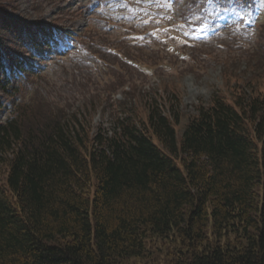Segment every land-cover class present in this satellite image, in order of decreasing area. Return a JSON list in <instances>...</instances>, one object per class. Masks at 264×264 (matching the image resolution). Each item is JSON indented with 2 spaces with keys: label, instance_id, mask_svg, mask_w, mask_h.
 Instances as JSON below:
<instances>
[{
  "label": "trees",
  "instance_id": "1",
  "mask_svg": "<svg viewBox=\"0 0 264 264\" xmlns=\"http://www.w3.org/2000/svg\"><path fill=\"white\" fill-rule=\"evenodd\" d=\"M15 4L0 5V264H131L166 244L164 264H264V64L180 132L158 100L94 130L33 91L34 53L66 32Z\"/></svg>",
  "mask_w": 264,
  "mask_h": 264
},
{
  "label": "rangeland",
  "instance_id": "2",
  "mask_svg": "<svg viewBox=\"0 0 264 264\" xmlns=\"http://www.w3.org/2000/svg\"><path fill=\"white\" fill-rule=\"evenodd\" d=\"M11 1L13 19L52 22L79 34L78 42L52 38L51 46L36 50L35 70L43 79L32 89L38 87L69 114L87 113L94 130L133 110L145 119L147 102L158 100L163 107L178 105L180 132L198 107L209 106L215 94L230 99L231 88L258 76L255 66L264 64V0L227 12L197 0L195 9V0H1L0 5ZM215 25L219 29L210 40L194 34ZM167 249L157 245L149 259L131 264L151 259L164 264Z\"/></svg>",
  "mask_w": 264,
  "mask_h": 264
},
{
  "label": "snow or ice",
  "instance_id": "3",
  "mask_svg": "<svg viewBox=\"0 0 264 264\" xmlns=\"http://www.w3.org/2000/svg\"><path fill=\"white\" fill-rule=\"evenodd\" d=\"M209 2H212V0H209Z\"/></svg>",
  "mask_w": 264,
  "mask_h": 264
}]
</instances>
